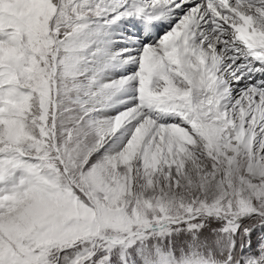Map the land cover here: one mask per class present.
<instances>
[{
	"label": "snow or ice",
	"instance_id": "1",
	"mask_svg": "<svg viewBox=\"0 0 264 264\" xmlns=\"http://www.w3.org/2000/svg\"><path fill=\"white\" fill-rule=\"evenodd\" d=\"M0 264H264V0H0Z\"/></svg>",
	"mask_w": 264,
	"mask_h": 264
}]
</instances>
